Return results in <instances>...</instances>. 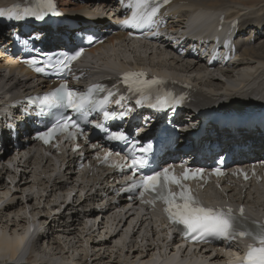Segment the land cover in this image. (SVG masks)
<instances>
[{"label":"bare ground","instance_id":"obj_1","mask_svg":"<svg viewBox=\"0 0 264 264\" xmlns=\"http://www.w3.org/2000/svg\"><path fill=\"white\" fill-rule=\"evenodd\" d=\"M59 1L65 14H75L77 15L76 19L84 22H88L90 19L101 22V20L112 16L115 11V4L112 0ZM174 4L176 10L173 14L177 20H171V24L175 30L183 28L181 26L191 11L209 10L219 12V14L223 13L228 19L238 18L242 28L250 26L251 33H255V43L257 40L263 39L261 34L264 30V0H175ZM50 36L53 38V35ZM114 38H118L119 41L124 40L122 35H117L111 39ZM249 38L248 33L245 40ZM46 43L50 42L46 40ZM3 45L6 48L7 44L3 43ZM106 47L104 45L102 48ZM145 50L147 51L148 48ZM134 51L139 55L146 52L137 49ZM239 52L240 55L236 56L239 63L232 68L228 66L219 71H214V73L206 71L201 59L195 65L188 62L174 63L167 61L165 54L160 52H156L154 56L137 59L134 66H149L157 70L164 67L173 69L174 73L175 71L182 73L188 79L204 104L209 105L226 99L231 101L235 98L229 106L230 110L237 112L239 108L244 106L245 111H249L259 103L261 105L264 98V40L257 45L247 43L239 45ZM131 53L125 45H120L110 53H105L100 59V64L108 72L103 73L100 77L113 76V73L110 72L111 66L133 57L134 54ZM2 58L3 56H0V100H3L4 103L10 102L9 97H23L32 90H40L41 85H45L44 83L37 85L33 81V75L22 69L12 59L4 60ZM238 101L240 102L237 103ZM240 103L243 105L240 106ZM3 112L0 109V115ZM2 123L0 120V127ZM213 132L214 135L210 139H217L223 146L228 145L231 141L240 143L243 140L264 144V133L258 131L225 130L216 127L213 128ZM226 139L229 141H224ZM27 163L29 162L17 166L11 164L15 166V172L10 169L5 175L0 174V204L6 199L8 201V203H2L0 209V264H17L19 259L26 255V264H133L138 260L143 264L147 262L149 264L173 263V258L167 255L168 252L163 241L162 246L158 249L155 246V238L150 241L149 245L144 241L145 244L142 247L138 242L136 243L139 239L137 237L139 233H136L132 236L131 241L126 244L124 228L106 242L97 241L96 239L103 235L99 231L93 230L88 222H92L91 219L95 218L98 212L95 209L88 210L87 207L95 203L101 197V193L83 201L80 197L75 196L72 204L60 212L64 202L59 203L58 199L61 197L64 199L63 193L71 192L68 186L73 187L72 182L75 177L73 170H71L73 163L71 156L67 162L68 168L62 174L63 179L55 178L53 181L50 180V175L55 171L52 168L51 160L37 158L32 163V167H26ZM168 163L170 162L166 164ZM89 179L90 181L94 179L93 184L99 186L102 191H108V176L101 175ZM90 181L87 184H90ZM80 188L85 189V187ZM243 189L244 187H234L229 190L217 189L213 193L224 200L229 199L233 202L245 203L252 212L259 211L261 207L263 210L264 204L258 205L257 198L254 196L255 193L252 194V192L258 193L259 190H264V183L254 188H247L245 192ZM42 201H45L46 204L44 205L47 207H40L39 204ZM53 202L60 204L58 209L54 206L50 208L49 205ZM49 211L58 212L52 215ZM134 220L133 215H130L124 221L115 220L113 225L126 227L128 222ZM30 222L39 224L41 229L39 240L43 244L38 241L31 244L29 252L22 250L19 254L21 246L18 239L21 238L24 241L29 237ZM149 232L147 231V234H150ZM160 234L164 236L160 227L153 225L151 235ZM119 237L121 238L118 240V245L112 246L113 239ZM174 244L173 242V247ZM193 250L194 248L186 255L183 252V256L191 258L183 264H209L206 260L211 249H201L199 254ZM221 261L224 260L218 254L211 264Z\"/></svg>","mask_w":264,"mask_h":264},{"label":"snow or ice","instance_id":"obj_2","mask_svg":"<svg viewBox=\"0 0 264 264\" xmlns=\"http://www.w3.org/2000/svg\"><path fill=\"white\" fill-rule=\"evenodd\" d=\"M168 2L169 0H155V2L154 0H132L128 5L132 9L131 16L123 21V23L137 28L152 25L155 23L154 18L159 12L161 3L167 4ZM49 13L55 16L60 15L56 9L54 0H37L36 7H28L22 10L19 5H14L10 8H0V17L9 20H22L25 17H34L35 20L42 21ZM233 26H235V23ZM82 39H86L88 43L93 41V37L91 36ZM24 43L27 44V41H24ZM83 51V48H80L73 54H62V59H58L54 67H58L61 70H70L72 62L78 59ZM49 60L51 61V58ZM26 63L30 67H34L36 72H45V67H47L36 66L39 63L36 59L27 60ZM145 76L146 74L143 72L125 73L122 81L128 86L130 91L146 95L154 85H158L162 81L155 78L151 80L145 79ZM96 90L93 87L88 90L86 95H81L69 89L66 84H61L55 91L44 96L40 103L42 105L66 106L80 114L84 122L87 123L90 113L97 110L98 107L97 102L92 98ZM106 99L99 103L101 109ZM180 102V99L165 96L163 98L158 97L157 103L150 106L163 108L169 104H178ZM140 103L141 101L137 100V104ZM114 115L115 113H109L108 111L103 112L106 120ZM95 127L103 128V125L98 123ZM73 128L77 129V132L80 131L79 125L75 122L58 120L48 131L40 133L38 138L48 143L53 134L57 132H64L69 138H72L77 135V132L72 131ZM108 139L125 140L126 137L123 133L116 132L112 133ZM150 148L151 145L147 148H141L140 151L147 152ZM105 160H107V156ZM144 166L145 161L143 159L133 157V169L143 168ZM214 172L216 175L222 174L220 168L214 169ZM202 174L203 169H185L181 176H177L165 168L160 172L144 176L141 180L137 181L134 171L133 177L130 178L132 180L131 186L126 190L133 191L136 188H140L141 197L145 193L153 195L151 203H154L155 200L162 201L165 205L164 212L168 216V219L180 228L185 237H190L194 241L228 240L231 242L237 238L251 239L253 243L248 246V251L244 256L242 264H264V224L253 221L252 223L255 225L253 229L249 230L245 227L247 218L244 216L245 210L242 206L239 209V215H236L231 208L203 205L200 199L194 195L193 190L184 183V181L190 179L202 178ZM245 178H247L246 175ZM173 184L179 187L180 190L178 192L171 190V185Z\"/></svg>","mask_w":264,"mask_h":264},{"label":"rangeland","instance_id":"obj_3","mask_svg":"<svg viewBox=\"0 0 264 264\" xmlns=\"http://www.w3.org/2000/svg\"><path fill=\"white\" fill-rule=\"evenodd\" d=\"M91 10V8H89ZM209 81V80H208Z\"/></svg>","mask_w":264,"mask_h":264}]
</instances>
